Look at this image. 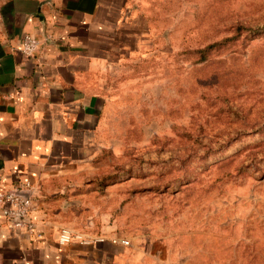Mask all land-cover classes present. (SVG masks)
<instances>
[{"label":"rangeland","instance_id":"1","mask_svg":"<svg viewBox=\"0 0 264 264\" xmlns=\"http://www.w3.org/2000/svg\"><path fill=\"white\" fill-rule=\"evenodd\" d=\"M130 4L148 39L102 79L62 228L127 241L112 264H264V0Z\"/></svg>","mask_w":264,"mask_h":264},{"label":"crops","instance_id":"2","mask_svg":"<svg viewBox=\"0 0 264 264\" xmlns=\"http://www.w3.org/2000/svg\"><path fill=\"white\" fill-rule=\"evenodd\" d=\"M25 35L39 41L31 56ZM147 39V18L130 0H0V188L30 189L37 223L30 235L0 216V264H112L121 254V238L60 246L57 234L64 211L98 185L87 164L102 79Z\"/></svg>","mask_w":264,"mask_h":264},{"label":"built area","instance_id":"3","mask_svg":"<svg viewBox=\"0 0 264 264\" xmlns=\"http://www.w3.org/2000/svg\"><path fill=\"white\" fill-rule=\"evenodd\" d=\"M39 41L30 35H25L21 43V51L26 56L36 52ZM35 206L30 189L5 190L0 188V216L5 218L14 230H23L33 235L37 230L34 217ZM87 242L73 231L61 228L57 234V243L60 246L67 245L73 241ZM127 245V241H122Z\"/></svg>","mask_w":264,"mask_h":264}]
</instances>
